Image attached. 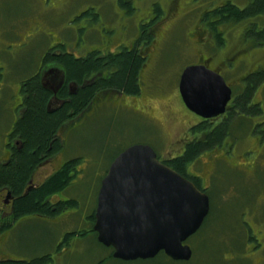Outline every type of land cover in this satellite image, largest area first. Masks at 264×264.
I'll return each mask as SVG.
<instances>
[{"label":"rangeland","instance_id":"1","mask_svg":"<svg viewBox=\"0 0 264 264\" xmlns=\"http://www.w3.org/2000/svg\"><path fill=\"white\" fill-rule=\"evenodd\" d=\"M225 1L137 2L140 14L136 19L149 15L152 9L153 16L148 19L154 17L156 25L158 23L152 43L154 58L157 57L150 66L152 75L151 70L145 75L152 91L141 98L124 99L138 107L151 102L152 106L147 110L149 114L144 115L148 119L136 114L128 105L116 107L109 104L106 108L97 106L86 117L76 119L69 153L80 157L78 166L81 171L74 177V187L63 193L73 196L78 203L69 208L71 214L63 220L34 214L18 219L6 243L13 258L28 259L51 253L54 259L45 264H254L264 257L263 248L258 247L254 249L255 260L250 261L248 254L252 244L243 227L248 222L252 225L251 231L264 240V133L256 132L257 116L235 120L226 142L216 149L202 152L188 167L207 189L211 202L207 220L187 240L193 248L188 261L172 260L163 254L131 260L116 258L111 255L109 246L97 239L90 218L97 205L101 179L117 153L133 143H148L159 155H174L182 151L186 138H192L187 129L199 117L188 109L177 89L180 74L186 66L198 62L199 55L209 54L212 58L209 67L219 69L231 83L234 94L241 90L248 73L264 68V44L256 46L242 36L243 26L251 23L250 20L222 22L220 27L225 39L220 45L210 26L204 22L203 13ZM231 1L245 7L251 0ZM87 3H106L109 17L114 14V4L118 27L127 23L130 17L123 12L125 7L114 0H47L45 4L41 0H0V50L20 46L18 49L23 50V55H31L40 52V47L56 42V34L64 32L66 27L72 30L74 26V34L77 33L80 18L74 17L73 22L72 14ZM156 3L160 4L162 15L154 12ZM101 16L103 18L104 13L96 15L97 22L92 28L99 34V41H89L92 39L90 35L78 45L74 38L76 48L79 46L81 51L98 48L97 45L111 35L102 28ZM254 20L258 22V28L264 27V12ZM20 35L26 36L27 41L20 39ZM127 35L123 43H128ZM138 36L135 31L133 40ZM5 88L7 92L0 95V151L5 150L15 98L13 92L8 93L9 88ZM254 97L264 108V82ZM240 120H245L246 125H241ZM69 231L74 234L67 245L64 238ZM61 244L68 248L59 249Z\"/></svg>","mask_w":264,"mask_h":264},{"label":"flooded vegetation","instance_id":"2","mask_svg":"<svg viewBox=\"0 0 264 264\" xmlns=\"http://www.w3.org/2000/svg\"><path fill=\"white\" fill-rule=\"evenodd\" d=\"M41 1L45 4L47 0ZM138 1L139 0H114V3L117 2L116 4L119 3L120 6H124L125 8L123 9V12L130 16L128 17L127 23L119 27L115 24V18L118 14L117 11H115L116 8L114 4V14L109 17L108 5L106 3L102 5L100 3H87L85 6L78 8V10L74 14H72L73 22L74 17L80 18L81 23L80 27H78L77 33L74 34V26L72 30H69L66 27L64 32H59L56 34V42H54L52 45L40 47V52H34L35 54L32 53L31 55H23V50L18 49L20 46H18L16 49L2 48L0 50V95L7 92L5 88L7 87L9 88L8 93L13 92V96H15L13 105L11 107L12 118L10 121V127L6 134V140L4 142L5 150L0 151V173L6 167L11 166L13 164L17 153L23 151L27 144L23 133L19 130L18 124L19 122H23L25 120L29 112L28 85L30 81L34 79L37 80L40 85L45 89V110L47 113L54 115V118L51 119L54 122L52 126L53 129L51 130V137L47 142H41L42 144H40L38 148L34 150V152L36 153V157L34 159V162L24 174L22 182H18L19 184L17 183L19 185L18 187H16L15 181L6 183L0 187V264H11L12 261H20L21 263H32L33 261H35L36 264H45L48 261L41 263V261L36 260H41L45 256L50 257L49 261L54 259L51 253H46L28 259H15L9 253L6 243L9 237V232L15 226L18 219H20L22 216H25L27 214H34L40 215L48 219L55 218V220H63L71 214V211H68L69 208L74 207V205H77L74 202L78 201L74 199L73 196L69 197L63 193L66 190L68 192L74 187V177L76 174L80 175L81 171V168L78 166L81 160L80 157L76 154L69 153V147L71 141L74 138V123L76 119L79 117H86L97 106L99 107L103 105L106 108L108 104L114 105L116 107L128 105V107H130L134 112H137L136 114H141L143 116L145 114H149L147 110L149 107L151 108V102L144 103L141 107H138L136 105V107L135 105L129 104L124 99V97H128L129 100L134 99L136 97L141 98L142 96H145L147 92L152 91V89L150 88V84H148L145 80V75L146 72H150V70L152 75V69L150 66L153 65V59H156L157 57L156 56L154 58V49H152V43L155 40V30L158 23L156 25V22L154 21L156 18L154 17L148 19L149 17L153 16L152 9L149 15L147 14L146 16L142 17V19H136L140 14L138 13V8H140L139 4H137ZM127 5L130 6L129 9L126 8ZM102 13H104L103 18L101 16L100 21L102 22V28L107 29L108 32L111 33V35L105 37L103 43L101 45H97L98 48L92 47L88 51H81L79 49V46L76 48L74 45V38L75 43L78 45H81L82 40L89 39L88 36L90 35L92 36V39H89V41H99V34L93 32L92 28L95 27L94 22H97L96 15L98 16ZM205 13H203V15ZM82 18L85 19L86 22L81 21ZM108 21L112 24L108 23ZM206 24L210 26V23L208 21L206 22ZM220 24H218L216 30L222 33ZM247 26H249V24L243 26L244 29ZM84 28L87 29L85 31H82ZM210 28L212 29L211 33L213 32V35H215L216 33L214 32L215 30L213 29V27L210 26ZM135 31L136 34L139 36L133 40ZM128 33L129 35H127ZM125 35H127V37L129 38V40L127 41L128 43L122 42L124 40ZM143 35H151V38H149L145 43H142L141 39ZM223 38L225 39L224 36ZM20 39L27 41L26 36L23 37L22 35H20ZM118 39L119 41H117ZM218 45L220 44L218 43ZM133 49H136L138 51V54L142 59H146V64L142 69L139 70V74L137 76L138 84L140 86L139 92H130L127 91L125 88H120L115 85H107L104 87L96 88L95 85L98 81H101L102 79H110L111 75H113L118 70V66L117 64H114V62L112 61V57L122 54L126 50L130 51ZM208 55L209 54L205 56L199 55V61L195 64H204L209 67L208 63L212 58ZM87 58L92 59V63H94L95 61L96 65L93 64L92 67L88 70V72L82 75L81 79L74 78V75H72L70 72L71 69H74V61H84ZM214 70L219 72V69ZM153 77H151L152 80ZM179 82L177 89L180 93ZM14 85L15 87H13ZM229 85L232 87L231 83ZM87 87L91 88V90L88 92V95L85 99L81 101V103L76 105L75 102L78 97L85 93L82 90ZM243 87L244 85L241 87L240 91H242ZM10 88H12L13 90ZM238 93L236 92L234 94L232 92V98L227 104L226 111L214 117L206 118L194 112L190 108L188 109L198 115L199 118L197 122L208 119H215L217 122H220L222 119L226 118L229 113L232 112V104ZM144 117L147 118L146 116ZM193 124L188 126L187 130L189 132ZM191 139L192 138L185 139V141L183 142V149L186 146V143H188V141H191ZM32 140L35 143L38 142L37 139ZM119 153H117L112 158L103 177L106 175L112 161ZM179 153H181V151ZM157 155L160 160H162L169 166H171L169 163V159L176 156L175 154L167 156L164 154L159 155L158 153ZM187 171L188 174H191L192 176L195 175L192 174L188 169ZM63 173H67V178L63 181L61 185H58L59 177L61 178V175ZM183 175L186 176L185 174ZM200 187L203 190H207L204 188V186ZM32 192H38L39 194L36 199V202L39 201V203L37 202V208L30 211H21L20 209L22 208V205L25 202V200L23 199L27 198V196H29ZM96 209L97 205L95 208V212L90 216V218L91 223L93 225V230L96 233L97 237L98 233L94 229V224L96 221ZM245 223L246 224H243V227L246 229L245 231H247L246 238L249 239V242L252 244V247L250 248L251 253L248 254V258L250 259V261H253L257 256L254 255V249L261 247L263 248L262 252L264 253V240L263 237L260 238L257 236L258 234L253 233V231H251L252 225H250L248 222ZM72 234H74V231H69L67 232L64 238V241L67 243V245H69V239L71 238ZM187 240L185 241L186 243ZM67 245L63 246L61 244L59 246V249L66 250L68 248ZM109 250L111 252V255L114 256L115 248L113 246H109ZM160 254H164L168 258L176 261L182 260L186 262L189 260L175 259L169 254H167L164 250H161L154 257H158ZM262 259L264 261L263 256L258 260V262H261ZM263 261L261 262V264H263ZM258 262L254 261V264Z\"/></svg>","mask_w":264,"mask_h":264},{"label":"water","instance_id":"3","mask_svg":"<svg viewBox=\"0 0 264 264\" xmlns=\"http://www.w3.org/2000/svg\"><path fill=\"white\" fill-rule=\"evenodd\" d=\"M179 89L186 106L206 118L224 113L233 92L221 73L204 64L186 66ZM210 205L208 192L160 160L153 146L134 143L102 179L94 229L121 259L151 258L161 250L190 259L193 249L185 241L201 227Z\"/></svg>","mask_w":264,"mask_h":264},{"label":"trees","instance_id":"4","mask_svg":"<svg viewBox=\"0 0 264 264\" xmlns=\"http://www.w3.org/2000/svg\"><path fill=\"white\" fill-rule=\"evenodd\" d=\"M154 11L160 15L163 14V10L159 3L155 4ZM263 12L264 0H251L245 7H240L231 0H226L222 4L208 10L203 17L204 22L208 21L210 26L215 30L214 32L216 34L214 36L219 44L224 43V38L222 33L216 30L218 24L227 21L240 22L244 19L250 20L251 23H248L249 26L243 31V37L245 40L251 41L257 46L258 44H264V27L258 28V22L256 20L253 21V18ZM149 38H151V35H143L141 39L142 43H145ZM112 61L114 64H117L118 70L111 75L110 79L98 81L95 85L96 88L115 85L120 88H125L130 92H139L140 86L137 76L139 70L146 64V59H142L138 51L133 49L130 51L126 50L122 54L112 57ZM93 64L96 65V62L94 61V63H92V59L90 58L84 61H74V69H71L70 72L74 75V78L81 79L82 75L88 72ZM244 81L245 83L242 91L236 95L233 101L232 112L220 122H217L215 119H208L194 123L190 128L193 135L191 141L186 143L181 153L175 154V157L169 159V163L173 168L192 179L199 187L202 185L198 176L188 174L187 169L189 165L200 157L202 152H207L222 146L232 133V125L235 120L238 118L248 119L249 117L257 116L258 121L255 123L256 132H260L261 134L264 133V108L260 101L253 100L257 88L264 82V68L249 73L244 78ZM90 90L91 88L89 87L83 89L82 91L85 93L78 97L75 104L78 105L81 103ZM28 91L29 112L25 120L18 124L19 130L23 133L27 144L23 151L17 153L13 164L6 167L0 173V187L13 181L16 182L15 185L18 187V182H22L24 174L34 162L36 157L34 150H36L40 144L44 143L43 141L47 142L51 137V130L54 124L51 119L54 118V115L47 113L45 110L46 91L35 79L29 82ZM240 121L239 123L241 125H246L245 120ZM32 139H37L38 142L35 143ZM66 178L67 173H63L61 178L59 177L58 185H61ZM38 196V192L30 193L27 198L23 199L25 202L20 210L30 211L36 209L38 205L37 202L39 203V201L36 202ZM74 203L77 204L78 202ZM49 260L50 257L45 256L43 259H38L36 261L44 263ZM11 264L36 263L35 261L32 263L12 261Z\"/></svg>","mask_w":264,"mask_h":264}]
</instances>
